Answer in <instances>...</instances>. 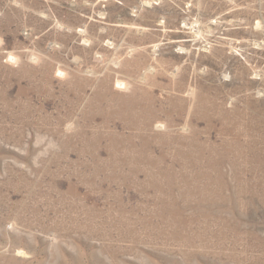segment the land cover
Instances as JSON below:
<instances>
[{
    "label": "rangeland",
    "instance_id": "obj_1",
    "mask_svg": "<svg viewBox=\"0 0 264 264\" xmlns=\"http://www.w3.org/2000/svg\"><path fill=\"white\" fill-rule=\"evenodd\" d=\"M0 264H264V0H0Z\"/></svg>",
    "mask_w": 264,
    "mask_h": 264
}]
</instances>
